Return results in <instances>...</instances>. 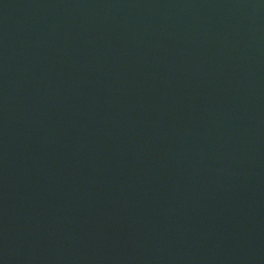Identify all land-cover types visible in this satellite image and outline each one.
I'll use <instances>...</instances> for the list:
<instances>
[{
	"label": "water",
	"instance_id": "water-1",
	"mask_svg": "<svg viewBox=\"0 0 264 264\" xmlns=\"http://www.w3.org/2000/svg\"><path fill=\"white\" fill-rule=\"evenodd\" d=\"M0 264H264V0H0Z\"/></svg>",
	"mask_w": 264,
	"mask_h": 264
}]
</instances>
